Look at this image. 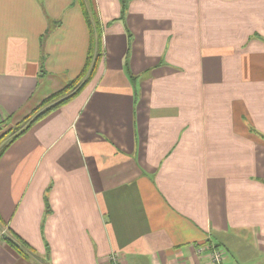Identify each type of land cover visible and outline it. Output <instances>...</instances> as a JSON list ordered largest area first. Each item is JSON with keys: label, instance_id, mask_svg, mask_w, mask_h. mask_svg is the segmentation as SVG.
<instances>
[{"label": "crops", "instance_id": "0c3cea01", "mask_svg": "<svg viewBox=\"0 0 264 264\" xmlns=\"http://www.w3.org/2000/svg\"><path fill=\"white\" fill-rule=\"evenodd\" d=\"M90 2L92 79L0 157V231L33 251L0 239V264H211L209 246L264 264V0H125L122 20ZM88 43L76 0H0V125L76 78Z\"/></svg>", "mask_w": 264, "mask_h": 264}, {"label": "trees", "instance_id": "16d2710c", "mask_svg": "<svg viewBox=\"0 0 264 264\" xmlns=\"http://www.w3.org/2000/svg\"><path fill=\"white\" fill-rule=\"evenodd\" d=\"M79 3L86 25L89 31V43L86 54L85 63L76 78L66 84V86L59 92L49 96L43 100L38 107L33 111V113L21 122L17 126H21L20 130L14 134L5 145L0 149V157L7 149L8 145L11 144L16 138L25 133L33 124L38 120L54 111L61 105L68 102L73 98L77 93H79L82 88L92 79L95 70L97 68L98 62L102 55V26L100 25L97 15L94 10L93 3L90 0H76ZM120 19L124 18L126 12V2L125 0H120ZM128 45L130 43V35L127 33ZM15 126V127H17ZM10 131V130H9ZM8 131V132H9ZM7 132V133H8ZM6 133V134H7ZM1 138V136H0ZM45 211L48 212L49 207L47 200H45ZM7 232V230H6ZM11 233V232H10ZM13 237H9L7 233L0 237L8 246H10L18 255L25 259H30L31 254H33L32 249L25 243L22 239L16 235L11 234ZM218 248V247H217Z\"/></svg>", "mask_w": 264, "mask_h": 264}, {"label": "built area", "instance_id": "2783aa9c", "mask_svg": "<svg viewBox=\"0 0 264 264\" xmlns=\"http://www.w3.org/2000/svg\"><path fill=\"white\" fill-rule=\"evenodd\" d=\"M6 234V229H3L0 231V237ZM205 249L200 248L197 250L198 254H201V252H204ZM207 252V257L210 261L211 264H224V251L221 250L220 248L214 247V246H209L206 249ZM107 264H120L117 256L115 255H110L107 259Z\"/></svg>", "mask_w": 264, "mask_h": 264}, {"label": "rangeland", "instance_id": "374dc122", "mask_svg": "<svg viewBox=\"0 0 264 264\" xmlns=\"http://www.w3.org/2000/svg\"><path fill=\"white\" fill-rule=\"evenodd\" d=\"M21 125L17 127L14 126L13 128H6L0 125V149L14 134H16L20 130V127H22Z\"/></svg>", "mask_w": 264, "mask_h": 264}]
</instances>
